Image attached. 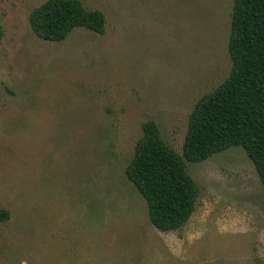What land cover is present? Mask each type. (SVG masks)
<instances>
[{"label": "rangeland", "instance_id": "374dc122", "mask_svg": "<svg viewBox=\"0 0 264 264\" xmlns=\"http://www.w3.org/2000/svg\"><path fill=\"white\" fill-rule=\"evenodd\" d=\"M47 0H0V264H264V185L242 148L187 163L199 188L161 232L126 176L153 120L178 154L232 70L233 0H81L106 33L39 38Z\"/></svg>", "mask_w": 264, "mask_h": 264}, {"label": "trees", "instance_id": "16d2710c", "mask_svg": "<svg viewBox=\"0 0 264 264\" xmlns=\"http://www.w3.org/2000/svg\"><path fill=\"white\" fill-rule=\"evenodd\" d=\"M229 55L232 70L215 90L196 103L188 123L183 155L162 137L157 122L142 125V136L126 176L147 204L151 224L176 232L192 218L199 188L187 163L198 164L232 148H242L264 185V0H233ZM33 32L60 43L76 29L106 33V16L81 0H47L30 14ZM1 36V31H0ZM0 208V226L11 220Z\"/></svg>", "mask_w": 264, "mask_h": 264}]
</instances>
